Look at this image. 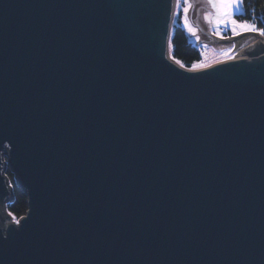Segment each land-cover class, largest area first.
<instances>
[{
  "label": "water",
  "instance_id": "95a60500",
  "mask_svg": "<svg viewBox=\"0 0 264 264\" xmlns=\"http://www.w3.org/2000/svg\"><path fill=\"white\" fill-rule=\"evenodd\" d=\"M173 6L0 0V264H264V37L188 69Z\"/></svg>",
  "mask_w": 264,
  "mask_h": 264
},
{
  "label": "rangeland",
  "instance_id": "374dc122",
  "mask_svg": "<svg viewBox=\"0 0 264 264\" xmlns=\"http://www.w3.org/2000/svg\"><path fill=\"white\" fill-rule=\"evenodd\" d=\"M185 8L188 9L187 12H185ZM242 10L243 7L241 0L239 10L234 7L230 10V13L227 16L217 18L213 9H211L206 3V0H189L188 4H184L183 0H177L171 33L173 27L180 24L185 30L189 40L199 49L201 58L191 66L206 65L220 57L219 53L221 52H218L217 49L215 50L213 47L215 44L207 39V36L205 35L206 32H212L215 35L221 36L243 34L242 31L244 30L240 27V24L245 21H240L235 17V15L241 13ZM206 17L208 18L206 19ZM233 20L237 22L236 25L231 23ZM233 27L236 28L237 34H233ZM220 49L221 48L218 50Z\"/></svg>",
  "mask_w": 264,
  "mask_h": 264
},
{
  "label": "trees",
  "instance_id": "16d2710c",
  "mask_svg": "<svg viewBox=\"0 0 264 264\" xmlns=\"http://www.w3.org/2000/svg\"><path fill=\"white\" fill-rule=\"evenodd\" d=\"M242 7V12L235 15L238 20L254 24L256 28H264V0H242ZM170 34V55L173 59L186 67L200 60L199 49L190 42L180 24L175 25ZM6 175L13 192L12 199L6 204V210L11 214L10 216L19 218L27 210V196L15 185L13 174L9 169L6 170Z\"/></svg>",
  "mask_w": 264,
  "mask_h": 264
},
{
  "label": "bare ground",
  "instance_id": "6f19581e",
  "mask_svg": "<svg viewBox=\"0 0 264 264\" xmlns=\"http://www.w3.org/2000/svg\"><path fill=\"white\" fill-rule=\"evenodd\" d=\"M176 6H177V0H174V6H173L172 15H171L170 23H169L170 27H172V24L174 21V13L176 10ZM242 32L243 34L241 35L237 34V35H231V36L230 35L221 36V35H215L212 32H206L205 35L207 36V39H209L210 42L215 44V46L211 44L210 45L213 46L215 50L217 49L218 52H221L219 53L220 57L206 64V67L217 66L222 60L240 59L242 56H244L246 53L250 51V46L246 44L261 42L263 46V41H262V38L259 32H256V31L255 32L242 31ZM164 39L167 41L164 42ZM169 41H170V36L169 35L167 37L164 36L162 45L164 47V54L172 58L170 55ZM219 48L221 49L218 50ZM174 61L176 60L174 59ZM181 66H184V65L181 64ZM197 68H205V67H203L202 65L200 66L193 65V66L188 67V69H197Z\"/></svg>",
  "mask_w": 264,
  "mask_h": 264
},
{
  "label": "snow or ice",
  "instance_id": "6c2138e0",
  "mask_svg": "<svg viewBox=\"0 0 264 264\" xmlns=\"http://www.w3.org/2000/svg\"><path fill=\"white\" fill-rule=\"evenodd\" d=\"M240 2H241V0H206V3L211 7V9H213L217 18H219L221 16H227L230 13V10L234 7L237 10H239ZM183 3L188 4L189 0H183ZM184 10H185V12H187L188 9L185 8ZM207 18L208 17H206V19ZM231 23L233 25H236L237 22L235 20H233ZM240 27L244 31H256V32H259L260 35L264 36V28H256V26L254 24H249L247 21L240 24ZM232 31H233V34H237L235 27L232 28ZM202 66L206 67V65H202ZM15 222L17 224L20 223L19 220H15Z\"/></svg>",
  "mask_w": 264,
  "mask_h": 264
}]
</instances>
